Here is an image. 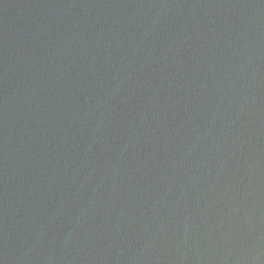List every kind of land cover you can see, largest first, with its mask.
Masks as SVG:
<instances>
[{
	"label": "water",
	"instance_id": "obj_1",
	"mask_svg": "<svg viewBox=\"0 0 264 264\" xmlns=\"http://www.w3.org/2000/svg\"><path fill=\"white\" fill-rule=\"evenodd\" d=\"M0 264H264V0H0Z\"/></svg>",
	"mask_w": 264,
	"mask_h": 264
}]
</instances>
